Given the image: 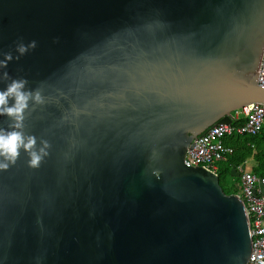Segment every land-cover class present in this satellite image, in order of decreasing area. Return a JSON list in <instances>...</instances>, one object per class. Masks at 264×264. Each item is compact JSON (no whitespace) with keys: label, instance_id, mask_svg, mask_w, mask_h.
<instances>
[{"label":"water","instance_id":"water-1","mask_svg":"<svg viewBox=\"0 0 264 264\" xmlns=\"http://www.w3.org/2000/svg\"><path fill=\"white\" fill-rule=\"evenodd\" d=\"M263 47L264 0H0V264H246L184 156L264 102Z\"/></svg>","mask_w":264,"mask_h":264},{"label":"built area","instance_id":"built-area-1","mask_svg":"<svg viewBox=\"0 0 264 264\" xmlns=\"http://www.w3.org/2000/svg\"><path fill=\"white\" fill-rule=\"evenodd\" d=\"M257 83L264 87V47L258 70ZM231 122H219L200 133L194 146L187 149L184 163L188 166H203L215 173L219 162L234 153L238 141L228 145L226 139L235 136H254L264 125V102H251L230 112ZM236 140V139H234ZM251 156L235 168L240 180V193L252 237V249L246 264H264V175L255 172L248 160L257 165L253 157L256 147L251 144Z\"/></svg>","mask_w":264,"mask_h":264},{"label":"trees","instance_id":"trees-1","mask_svg":"<svg viewBox=\"0 0 264 264\" xmlns=\"http://www.w3.org/2000/svg\"><path fill=\"white\" fill-rule=\"evenodd\" d=\"M225 141L228 145H233L236 141H238V145L236 146L234 153L231 154L227 160L220 163L217 174L219 183L224 192L227 194H236V190H234L235 184L233 183V180H235L234 177L232 181L230 180L232 176L231 173L232 170H235L239 163L251 156V144L256 147L253 159L257 162L258 167L255 169V172L260 175H264V125L260 132L254 136H235V138H228ZM225 188H227V191Z\"/></svg>","mask_w":264,"mask_h":264},{"label":"rangeland","instance_id":"rangeland-1","mask_svg":"<svg viewBox=\"0 0 264 264\" xmlns=\"http://www.w3.org/2000/svg\"><path fill=\"white\" fill-rule=\"evenodd\" d=\"M222 162H224V161H222ZM222 162H219L218 166H219L220 163H222ZM251 163H252V162H248V164H251ZM231 175H232V176H231L230 180L232 181L233 177H234V179H235V180H233V183L235 184V188H234V190H236V193H240V183L238 182V179H239L238 174L236 173L235 170H232ZM231 181H229V182H231ZM225 190L227 191V188H225Z\"/></svg>","mask_w":264,"mask_h":264},{"label":"crops","instance_id":"crops-1","mask_svg":"<svg viewBox=\"0 0 264 264\" xmlns=\"http://www.w3.org/2000/svg\"><path fill=\"white\" fill-rule=\"evenodd\" d=\"M248 159V158H247ZM248 162H252V160H248ZM257 164V163H256ZM251 167H254V166H257L258 165H255L253 162L250 164ZM257 167L255 169H257ZM238 182L240 183V180L238 179Z\"/></svg>","mask_w":264,"mask_h":264}]
</instances>
